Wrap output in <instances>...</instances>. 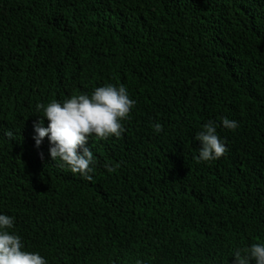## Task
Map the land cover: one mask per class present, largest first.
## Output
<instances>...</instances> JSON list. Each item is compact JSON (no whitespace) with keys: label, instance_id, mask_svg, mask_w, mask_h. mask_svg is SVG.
<instances>
[{"label":"trees","instance_id":"obj_1","mask_svg":"<svg viewBox=\"0 0 264 264\" xmlns=\"http://www.w3.org/2000/svg\"><path fill=\"white\" fill-rule=\"evenodd\" d=\"M109 83L136 105L89 138L88 181L36 147V105ZM209 120L228 151L197 163ZM0 214L48 264H234L264 243V0H0Z\"/></svg>","mask_w":264,"mask_h":264},{"label":"clouds","instance_id":"obj_2","mask_svg":"<svg viewBox=\"0 0 264 264\" xmlns=\"http://www.w3.org/2000/svg\"><path fill=\"white\" fill-rule=\"evenodd\" d=\"M136 101L130 98L124 85L106 84L96 87L91 95L73 94L63 102L52 100L45 104L38 103L36 110L42 111L41 117L47 118L48 126H43V119L33 123L36 147H39L45 137L50 143L51 158L61 162L60 167H67L73 174H79L88 181L94 171L91 165L95 161L92 150L87 147L90 137L106 140L111 136L120 137L125 131L123 122L130 119L131 110ZM225 129L235 130L239 125L235 120L222 118ZM156 132L163 131L159 122L154 123ZM5 135L13 137V132ZM195 140L199 141V155L194 157L197 163L209 162L223 157L228 149L217 135V126L209 120L199 131ZM117 167L105 165L108 173H113ZM14 218L0 214V264H48V261L38 252L28 251L22 238L14 231ZM234 264H264V243H253L250 248L234 252ZM141 264V262H137Z\"/></svg>","mask_w":264,"mask_h":264}]
</instances>
